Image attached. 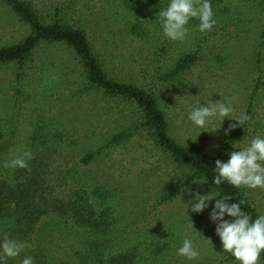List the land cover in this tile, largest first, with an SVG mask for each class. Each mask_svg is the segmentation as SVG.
I'll list each match as a JSON object with an SVG mask.
<instances>
[{
	"label": "rangeland",
	"instance_id": "1",
	"mask_svg": "<svg viewBox=\"0 0 264 264\" xmlns=\"http://www.w3.org/2000/svg\"><path fill=\"white\" fill-rule=\"evenodd\" d=\"M26 1L44 18H59L86 31L111 78L154 89L170 134L190 150L209 156L225 138L229 123H238L225 118L221 126V118L215 117L204 129L195 126L188 119L190 111L209 100L230 101L233 118L241 113L251 117L244 123L246 137L234 150L257 135L264 137V87L254 93L257 79L264 76V48L261 66L256 60L264 29V6L259 1L229 0L226 13L214 14L212 31L202 33L198 26L188 25L183 41L168 39L161 25L147 17H141L138 27L134 11L122 7L120 0ZM224 18L228 20L222 24ZM30 32V26L0 0V47L18 43ZM187 52L198 53L196 62L164 79L163 74ZM17 66L0 64V174L18 169L4 166L15 155L24 151L35 155L52 144L53 168L71 166L140 118L135 105L96 89L78 95L81 65L66 45L37 46L28 67L20 71L21 79ZM86 171L84 185L110 195L118 249L146 240L141 248L152 264H217L228 254L209 219L215 201L200 214L187 212L185 203L197 191L201 195L213 191L207 184L191 183L176 198L162 200L184 170L155 146L148 131L106 148ZM250 190L264 214V192ZM185 238L200 252L197 260L177 255Z\"/></svg>",
	"mask_w": 264,
	"mask_h": 264
},
{
	"label": "trees",
	"instance_id": "2",
	"mask_svg": "<svg viewBox=\"0 0 264 264\" xmlns=\"http://www.w3.org/2000/svg\"><path fill=\"white\" fill-rule=\"evenodd\" d=\"M259 5L264 6V0ZM11 12L30 26V34L22 41L0 47V64L16 63L17 77L25 70L34 51L41 43H59L69 47L81 65V84L78 95L96 89L104 95L116 97L136 106L140 118L133 127L113 135L103 147L89 151L71 166L53 168L54 145L48 150L39 148L34 158L28 161L29 169L18 168L12 173L0 174V237L5 233L17 242L26 243L18 257L9 258L7 264H20L31 256L34 264H152L142 252L140 244L125 243L116 247V219L111 215L110 195L100 189H90L84 185L86 167L108 147L125 142L138 131H148L155 146L184 170L181 179L170 187L162 200L165 202L183 193L197 177H206L209 189L221 197L231 195L228 203H241L242 210L255 219L263 214L258 201L250 189L235 188L227 183L214 185L216 175L214 164L217 159L227 161L229 153L247 135L245 125L236 127L216 146L209 155L196 153L180 143L170 134L167 115L159 106L154 89L111 78L99 55L94 50L86 31L80 27L64 24L59 18L49 20L26 0H2ZM170 0H120L124 8L133 10L134 20L141 27V17L154 23L158 21V11L164 9ZM245 2V1H244ZM214 14L226 13L229 0H210ZM224 18L222 24L227 23ZM188 25H199L192 19ZM136 26V25H135ZM135 28V27H134ZM262 46L257 52V64H262L264 29L261 33ZM198 53L187 52L169 72L163 74L170 80L196 62ZM161 73V72H160ZM264 87L261 75L254 93ZM252 105V104H251ZM58 216L60 220H45ZM264 262V255L261 257ZM237 262L228 253L217 264Z\"/></svg>",
	"mask_w": 264,
	"mask_h": 264
},
{
	"label": "clouds",
	"instance_id": "3",
	"mask_svg": "<svg viewBox=\"0 0 264 264\" xmlns=\"http://www.w3.org/2000/svg\"><path fill=\"white\" fill-rule=\"evenodd\" d=\"M157 17L163 34L172 41L185 40L189 33L188 24L192 19L199 21L198 28L202 33L212 31L216 25L210 0H170L164 9L158 11ZM232 112L230 101L226 104L221 100H209L204 105L193 108L188 119L201 129L206 128L215 117L221 118V126L225 118L237 121L238 123H229L224 130L227 135L251 120L245 113L233 118ZM236 149L238 150L228 154L229 159L226 162L219 159L215 161L216 175L213 177V184L219 186L227 183L235 188L259 189L264 192V137L257 135L245 146ZM33 158L31 151H24L5 162L4 166L29 169L28 161ZM192 183L204 185L208 180L206 177H198ZM213 200L215 203L209 219L215 224V234L220 238L223 251L230 253L238 264H261V257L264 255V214L253 219L242 210V202L228 203L232 200L231 195L221 197L213 191L205 195L197 191L193 199L185 203L187 212L190 209L191 212L200 214ZM226 215L231 219H225ZM26 247V243L17 242L5 233L0 237V264H7L9 258L18 257ZM177 255L193 261L200 257V252L191 239L185 238L177 250ZM20 264H34V259L26 256Z\"/></svg>",
	"mask_w": 264,
	"mask_h": 264
}]
</instances>
